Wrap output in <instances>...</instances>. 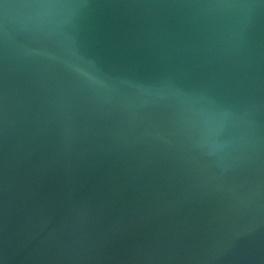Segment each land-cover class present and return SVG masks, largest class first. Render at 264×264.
<instances>
[{
	"label": "water",
	"instance_id": "obj_1",
	"mask_svg": "<svg viewBox=\"0 0 264 264\" xmlns=\"http://www.w3.org/2000/svg\"><path fill=\"white\" fill-rule=\"evenodd\" d=\"M0 264H264V0H0Z\"/></svg>",
	"mask_w": 264,
	"mask_h": 264
}]
</instances>
